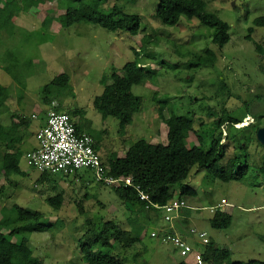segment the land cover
Segmentation results:
<instances>
[{
  "label": "rangeland",
  "instance_id": "374dc122",
  "mask_svg": "<svg viewBox=\"0 0 264 264\" xmlns=\"http://www.w3.org/2000/svg\"><path fill=\"white\" fill-rule=\"evenodd\" d=\"M159 1L101 2L102 9L119 4L127 13L141 16V28L131 34L86 22L62 27L58 20V15L63 12L61 3L58 0H43L29 13L16 16L17 20L7 31L0 32V59L1 55L6 58L8 48L21 61L33 59L36 63L35 70L27 74L22 101L15 94L17 85L12 75L2 68L0 83L13 89V106L20 105V111L30 118L32 113L51 106L73 112L77 110L74 118L81 131L90 133L106 155L124 156L128 146L140 138L152 143H167L168 126L164 118L159 117L157 103L153 100L156 91L167 101L166 118L172 110L178 115L193 117L194 129L185 131L190 145H198V137L201 136L204 148H210L212 139L218 133L216 115L229 112L242 119L235 128H231V132L230 123L222 127L223 137L230 135L231 139L223 140L227 147L221 164L232 155H248L247 175L239 181H223L205 169L193 168L186 182L196 193L186 197L188 208L183 213L190 217L192 225L206 231L218 246L229 248L232 261H264V175L260 172L264 145L256 136V127L264 126V103L259 100L264 93V51H257L252 41L246 38L253 19L264 15V0H205L207 9L217 13L231 26V40L221 49L211 41L215 30L201 24L197 18L187 20L183 17L177 26L161 23L155 14ZM46 16L52 17L48 27L42 25ZM2 36L6 38L5 43ZM147 36L151 39L145 40ZM252 37L264 49V26L255 27ZM134 48L141 49L143 62L157 70L158 78L155 82L147 81L132 87V91L143 98V105L134 114L133 122L122 131L120 120L114 116L104 117L94 107L93 101L103 91L102 76L110 73L112 67L121 69L133 60ZM206 49L216 51L215 64L199 69L188 68L191 58L188 53ZM63 72L70 76L66 90L52 101V105H46L42 101L43 95H40L41 88ZM247 102H250L249 106ZM254 113L259 114V120L254 118ZM8 120L9 123L17 119L8 115ZM32 124L25 139L36 144V137L32 136L35 122ZM20 149L25 150V145ZM26 153L20 162L25 176L12 177L17 180V187L11 185L2 173L0 175V184L6 186L9 196L0 201V210L2 206L18 204L43 212V221L54 226L50 230L31 234L35 255L42 257L45 264H82L76 242L86 229L85 215L96 222L102 217L116 216L123 225H127L124 206L111 199L113 191L110 190L107 196V191L97 182L88 183L90 190L87 198L85 182L73 177L69 179L62 173L53 175L55 182L39 183L42 172L27 163ZM62 189L65 201L61 208L55 209L46 199ZM79 198H85L84 215L76 206L75 200ZM222 198L228 204L219 205ZM99 200L105 202V206L98 203ZM211 207L231 214L229 228L212 227ZM154 229V225H148L141 235L139 250L126 252L129 255L127 264H177L180 261L181 255L171 244L161 243L150 235ZM4 231L8 232V229Z\"/></svg>",
  "mask_w": 264,
  "mask_h": 264
},
{
  "label": "trees",
  "instance_id": "16d2710c",
  "mask_svg": "<svg viewBox=\"0 0 264 264\" xmlns=\"http://www.w3.org/2000/svg\"><path fill=\"white\" fill-rule=\"evenodd\" d=\"M42 1L0 0V32L7 31V28L17 20L16 16L21 13H29L32 7L38 6ZM58 1L63 9V12L58 15L62 27L86 22L99 24L111 31L123 30L131 34L137 33L141 28V16L138 13H127L119 4H114L109 9H102L100 5L103 0ZM155 14L161 23L168 26H177L183 17L187 20L197 18L201 24L215 30L211 41L220 49L231 40L230 24L217 13L208 10L205 0H160L156 6ZM51 19L52 17L46 16L42 25L48 27ZM262 26H264V15L255 17L253 25L248 28L249 34L246 36L259 52H263L264 49L262 44L252 37V33L255 27ZM148 39L151 37L147 36L145 40ZM2 41L3 43L6 41L4 36H2ZM7 49L6 58L4 59L1 55L0 68L12 75L17 85L15 94H18V100L21 102L27 87V74L35 70L36 63L33 59L21 61L11 49ZM134 54L135 58L125 63L121 69L112 67L110 73L102 76L103 91L93 101L94 107L104 117L114 116L120 120L122 131H125L127 126L133 122L134 114L140 111L143 105V98L136 95L132 91V87L147 81L155 82L158 78L157 70L143 62L144 54L141 53V49L134 48ZM188 54L191 58L187 67L190 69L213 66L217 59V53L213 49H206L203 52L192 50ZM69 81V74L63 72L55 76L49 84L44 85L40 92V95H43V103L52 105V101L66 90ZM13 94V89L11 90L0 83V116L11 113L12 107L9 105V101L15 96ZM160 96L157 91L154 92L153 100L157 103L159 117L164 118L168 126L167 143H152L145 138H140L128 146L124 156H119L103 153L100 144L94 139V148L101 155L107 174L117 177L131 176L134 184L139 185L144 192L149 194V199L142 200L139 190L135 186L107 185L104 181L97 180L88 172L89 170L80 171L75 175H64L69 179L73 177L85 182V198L89 196L90 186L88 183L91 182L100 184L101 188L107 191V196H109L110 190L113 191V194L110 193L113 196L111 199L124 206L128 222L127 225H123L121 219L116 216L102 217L99 222H96L92 217L85 215L86 229L76 242V247L82 255V264H127L129 255L126 252L133 249L139 250V243L142 242L141 235L150 224L155 226L150 235L161 243L172 245L171 239L164 240V236L161 235L164 233V235H181L186 241L190 240L192 243L188 242L195 248L200 246L202 264H264V261L260 260L232 261L231 250L218 246L209 237L206 244L200 245L199 236L192 229L199 232L204 230L192 225L190 217L183 213L184 209L188 208L186 197L196 193L186 182L193 168L205 169L213 177L223 181H239L247 175L249 171L248 155H232L221 164L225 158L227 147L223 140L231 139L230 135L223 137L222 127L225 123H230L231 132V128H235L236 124L243 120L229 112H224L225 114L221 116L216 115L218 133L212 139L210 148H204L201 136L198 137V145H190L186 140L185 131L194 129L193 117L178 115L171 109L169 117L166 118L164 111L167 109V101ZM259 100L264 103L263 92ZM247 104L249 106L250 102ZM51 108L66 111L74 121L77 131L85 132L81 131L80 124L75 121L74 114L77 110L74 112L70 109L60 110L56 106H51ZM49 109L45 110L47 111L46 121ZM11 114L17 120L11 121L10 124H4L0 120V175L2 173L11 185L17 187L18 182L12 177L25 176V172L20 166L25 150L20 147L23 148L25 137L30 133L29 128L32 125L33 117L31 116V119L21 112H12ZM258 115L254 113V118L257 120L260 119ZM260 127H256V132ZM260 172L264 175V161L260 166ZM55 181L53 174L47 172L42 173L39 178L41 184ZM6 190V186L0 184V201L9 197ZM84 199L75 200L77 209L83 215L86 213ZM46 200L53 208H61L65 201L64 190L49 196ZM171 200L184 201L185 205L171 212L154 206L155 203L161 206L166 205ZM98 203L105 206L103 201L99 200ZM0 211L2 216L0 219V264H45L44 259L34 253L31 246V234L50 230L54 224L43 221L45 217L43 212L18 204H14L12 207L2 206ZM167 215H170L171 218L167 219ZM210 223L213 228L227 229L232 223V216L229 212L218 208L213 212ZM6 229L8 232L4 231ZM153 233L155 234L153 235ZM15 237L17 239H14ZM177 264L190 263L181 257Z\"/></svg>",
  "mask_w": 264,
  "mask_h": 264
},
{
  "label": "built area",
  "instance_id": "2783aa9c",
  "mask_svg": "<svg viewBox=\"0 0 264 264\" xmlns=\"http://www.w3.org/2000/svg\"><path fill=\"white\" fill-rule=\"evenodd\" d=\"M237 125V124H236ZM37 146L26 154L27 163L40 172L57 175H75L76 173L89 170L97 180L104 181L110 186L130 185L139 190L142 200L149 199V194L144 192L139 185L134 184L131 176H113L107 174L106 167L103 165L101 155L94 148V138L92 135L83 132L79 133L74 121L66 111H58L50 108L47 113V121L43 126L37 128L35 132ZM228 204L222 198L221 204ZM184 201L171 200L166 205L154 206L164 208L167 212L177 210L184 206ZM217 207H211L215 211ZM167 219L171 216L167 215ZM199 236V244H206L209 240L206 231L199 232L192 229ZM155 233H153L154 235ZM164 240L171 239L172 246L179 252L181 257L190 264H202V253L199 247L192 246L181 235H164Z\"/></svg>",
  "mask_w": 264,
  "mask_h": 264
},
{
  "label": "crops",
  "instance_id": "0c3cea01",
  "mask_svg": "<svg viewBox=\"0 0 264 264\" xmlns=\"http://www.w3.org/2000/svg\"><path fill=\"white\" fill-rule=\"evenodd\" d=\"M13 101H10L9 102V105L12 107L11 108V113L13 112H17V110H19L18 112H21L20 111V105H16L15 104V106H13ZM45 109V108H44ZM46 112L47 111H45V110H43V111H40V112H35V113H32L31 114V116L33 117V119H34V121L33 122H35V127H34V129H33V132H32V136L34 137L35 136V132H36V130H37V128L39 127V126H41V125H43L44 123H45V121H46ZM11 113H5V114H3V115H1V117H2V122L4 123V124H10V122L12 121H10L9 123H8V115H12ZM22 113V112H21ZM32 122V123H33ZM33 125V124H32ZM31 125V126H32ZM25 153L26 152H28V151H30V150H32V149H34L36 146H37V140H36V144H34L33 142H31V141H27L26 140V142H25ZM212 217V216H211ZM191 226V224L189 225V227Z\"/></svg>",
  "mask_w": 264,
  "mask_h": 264
},
{
  "label": "water",
  "instance_id": "95a60500",
  "mask_svg": "<svg viewBox=\"0 0 264 264\" xmlns=\"http://www.w3.org/2000/svg\"><path fill=\"white\" fill-rule=\"evenodd\" d=\"M257 139L264 145V126H261L256 133Z\"/></svg>",
  "mask_w": 264,
  "mask_h": 264
},
{
  "label": "clouds",
  "instance_id": "9594fccd",
  "mask_svg": "<svg viewBox=\"0 0 264 264\" xmlns=\"http://www.w3.org/2000/svg\"><path fill=\"white\" fill-rule=\"evenodd\" d=\"M27 154V153H26Z\"/></svg>",
  "mask_w": 264,
  "mask_h": 264
}]
</instances>
